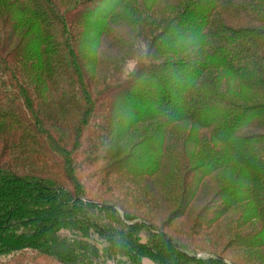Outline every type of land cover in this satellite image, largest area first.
Listing matches in <instances>:
<instances>
[{"label": "trees", "instance_id": "obj_1", "mask_svg": "<svg viewBox=\"0 0 264 264\" xmlns=\"http://www.w3.org/2000/svg\"><path fill=\"white\" fill-rule=\"evenodd\" d=\"M172 1L0 0V264H264V0Z\"/></svg>", "mask_w": 264, "mask_h": 264}, {"label": "rangeland", "instance_id": "obj_2", "mask_svg": "<svg viewBox=\"0 0 264 264\" xmlns=\"http://www.w3.org/2000/svg\"><path fill=\"white\" fill-rule=\"evenodd\" d=\"M75 0H71V2H74ZM70 2V0H69ZM174 2L172 0H161V3L158 4L156 6V8L160 11L163 12L165 10H167ZM168 4V5H166ZM109 57H114V55L112 54H106ZM96 64H92V69L91 72H89V74L91 75V77L96 81H100L102 78H104L108 72L111 70V68L108 67H97L95 66ZM91 67V65H90ZM88 70V68H87ZM237 89H242L241 87H239L238 85H235V87L233 88V94L236 95V90ZM243 90V89H242ZM242 97H257L256 95H254L252 92H249L247 90H243V94L241 95ZM249 254L252 255H257V256H261L264 253V250H253V251H248ZM146 260V259H145ZM148 261V260H147ZM27 264H34V263H27ZM40 264V263H39Z\"/></svg>", "mask_w": 264, "mask_h": 264}, {"label": "crops", "instance_id": "obj_3", "mask_svg": "<svg viewBox=\"0 0 264 264\" xmlns=\"http://www.w3.org/2000/svg\"><path fill=\"white\" fill-rule=\"evenodd\" d=\"M148 260V261H147ZM144 264H155L153 261L149 260V259H146L144 261Z\"/></svg>", "mask_w": 264, "mask_h": 264}]
</instances>
